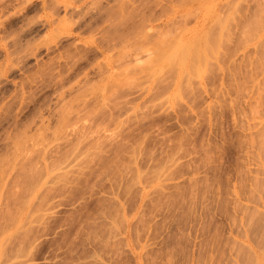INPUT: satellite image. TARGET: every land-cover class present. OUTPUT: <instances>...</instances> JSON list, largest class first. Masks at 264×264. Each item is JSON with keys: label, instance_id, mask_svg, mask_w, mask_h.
<instances>
[{"label": "rangeland", "instance_id": "rangeland-1", "mask_svg": "<svg viewBox=\"0 0 264 264\" xmlns=\"http://www.w3.org/2000/svg\"><path fill=\"white\" fill-rule=\"evenodd\" d=\"M0 186V264H264V0H0Z\"/></svg>", "mask_w": 264, "mask_h": 264}, {"label": "bare ground", "instance_id": "bare-ground-1", "mask_svg": "<svg viewBox=\"0 0 264 264\" xmlns=\"http://www.w3.org/2000/svg\"><path fill=\"white\" fill-rule=\"evenodd\" d=\"M210 17H211V16H210ZM218 19H219V18H218ZM230 20H231V19H230ZM220 22H221V21H220ZM217 24H218V23H217ZM194 51H195V50H194ZM183 52H185V50L182 51L181 53H183ZM194 54H196V53H194ZM181 55H184V54H181ZM197 55H198V54H197ZM182 57H183V56H182ZM182 57H181V59H183ZM185 58H186V57H185ZM195 59H196V58H195ZM190 60H191V59H190ZM186 61H187V60H186ZM172 68H173V67H172ZM24 164H25V163H24ZM18 166H19V165H18ZM28 170H29V169H28ZM26 174H28V172H27ZM0 187H1V186H0ZM19 213H20V212H19ZM263 261H264V260H263Z\"/></svg>", "mask_w": 264, "mask_h": 264}]
</instances>
